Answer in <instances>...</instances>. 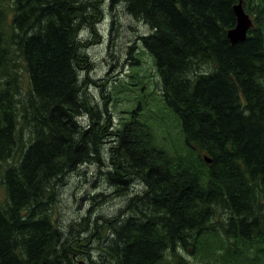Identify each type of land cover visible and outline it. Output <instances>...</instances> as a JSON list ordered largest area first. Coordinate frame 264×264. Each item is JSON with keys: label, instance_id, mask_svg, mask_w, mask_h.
<instances>
[{"label": "trees", "instance_id": "1", "mask_svg": "<svg viewBox=\"0 0 264 264\" xmlns=\"http://www.w3.org/2000/svg\"><path fill=\"white\" fill-rule=\"evenodd\" d=\"M2 1L0 44H16L25 63L32 99L23 120L31 117L36 138L16 176L7 174L13 178L6 183L8 205L0 202V264H70L58 231L37 207L55 179L98 151L94 126L83 136L77 125L79 19L71 11L77 1L17 0L25 4L16 7L17 32L11 34ZM237 1L124 0L127 14L150 27L143 44L155 59L165 106L180 121L186 146L212 163L200 154L190 164L172 162L148 148L144 134L132 140L131 127L124 129L123 155L135 164L149 197L137 208L139 221L130 217L115 230L118 264H167L189 239L196 247L220 207L230 211L226 236L259 245L264 258V30L251 29L245 42L230 43ZM206 64L215 70L191 79L193 67ZM19 97L14 88L0 89L3 160L19 129Z\"/></svg>", "mask_w": 264, "mask_h": 264}, {"label": "rangeland", "instance_id": "2", "mask_svg": "<svg viewBox=\"0 0 264 264\" xmlns=\"http://www.w3.org/2000/svg\"><path fill=\"white\" fill-rule=\"evenodd\" d=\"M74 1L77 4L71 11L79 19L75 68L82 105L77 125L82 126L83 136L89 125L94 126L98 151L87 162L68 168L55 179L37 208L48 215L58 231L70 264H118L112 253L115 230L130 217L139 221L137 208H143L149 197L146 183L133 169L135 164L123 155L124 129L131 127L132 140L134 134H144L147 147L156 148L172 162L190 164L202 153L186 146L180 121L165 106L162 78L142 40L152 33L150 27L127 14L124 0ZM24 4L2 1L7 33L17 32L12 17L17 13L16 7L23 8ZM244 6L254 22L253 30H264V0H244ZM212 70V64L197 65L191 79ZM1 88H14L21 100L20 114L15 119L19 129L12 149L4 160L0 159V202L6 207L7 179L13 178L36 138L31 117L27 115L23 120L24 105L32 99V87L14 43L9 48L0 44ZM8 172L12 175L7 176ZM122 180L127 184L123 185ZM229 218L230 211L218 208L196 247L195 239H189L188 247L168 255L167 264H264L259 245L226 236Z\"/></svg>", "mask_w": 264, "mask_h": 264}, {"label": "water", "instance_id": "3", "mask_svg": "<svg viewBox=\"0 0 264 264\" xmlns=\"http://www.w3.org/2000/svg\"><path fill=\"white\" fill-rule=\"evenodd\" d=\"M233 11L236 17V25L228 31L227 37L233 45H237L247 40L248 32L253 27V22L245 12L243 0H239L238 4L234 6ZM206 160L208 163H211V160L207 158Z\"/></svg>", "mask_w": 264, "mask_h": 264}]
</instances>
